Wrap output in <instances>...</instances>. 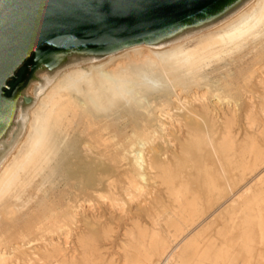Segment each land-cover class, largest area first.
I'll return each instance as SVG.
<instances>
[{
    "label": "bare ground",
    "instance_id": "1",
    "mask_svg": "<svg viewBox=\"0 0 264 264\" xmlns=\"http://www.w3.org/2000/svg\"><path fill=\"white\" fill-rule=\"evenodd\" d=\"M263 34L264 0H226L207 14L143 41L37 57L0 129V264H77L67 257L66 248L51 240L50 249L25 243L35 229L55 226L49 214L58 204L48 207V199L42 198L33 210L23 212L16 203L39 176L48 179L60 171L67 182L94 189L103 182L94 170L108 173V163L118 166L123 160L131 168V191H144L150 181L159 180L173 203L155 216L154 209L147 212L154 216L152 231L138 223L127 231L126 264H264V147L250 139L238 145V152L231 110L238 98L223 93L225 85H238L264 94V40L257 42ZM248 45L253 46L244 53ZM235 56L239 64L250 57L248 70L236 76L217 67ZM257 98L258 114L264 118V96ZM226 103L228 114L221 109ZM260 117L250 112L244 119L256 126ZM220 122L227 130L222 136ZM62 145L72 157L57 154ZM109 152L115 154L111 162L97 159ZM111 232L107 229L106 235ZM83 238L80 243L87 246ZM26 245L32 252L24 251ZM93 258L90 264H96Z\"/></svg>",
    "mask_w": 264,
    "mask_h": 264
},
{
    "label": "water",
    "instance_id": "2",
    "mask_svg": "<svg viewBox=\"0 0 264 264\" xmlns=\"http://www.w3.org/2000/svg\"><path fill=\"white\" fill-rule=\"evenodd\" d=\"M225 1L0 0V129L37 57L143 41ZM21 69L24 75L19 80Z\"/></svg>",
    "mask_w": 264,
    "mask_h": 264
},
{
    "label": "rangeland",
    "instance_id": "3",
    "mask_svg": "<svg viewBox=\"0 0 264 264\" xmlns=\"http://www.w3.org/2000/svg\"><path fill=\"white\" fill-rule=\"evenodd\" d=\"M264 40V34L259 38V40L257 41L258 43H262ZM260 41V42H259ZM194 45V43H193ZM263 45H264V42H263ZM253 46V45H252ZM251 45H248L246 46V49L244 51V53H247L248 50L250 51V49L252 48ZM256 47H258V50L262 47L261 45H256ZM247 51V52H246ZM256 51V50H255ZM233 60H231L230 58L229 59H226L225 61H221L217 67L218 68H221L220 70L225 73L226 71L225 70H231L233 72L234 75H239L241 72L245 71L246 69L248 70V68L250 67V62H249V59H247L246 61H244L243 63L241 62L240 64L237 63L235 61L236 59V56L235 58L233 57L232 58ZM226 62V63H225ZM234 62V64H233ZM233 65H232V64ZM237 63V64H236ZM226 64V65H225ZM248 65V66H247ZM224 66H226L224 68ZM230 66V67H229ZM235 66V67H234ZM228 67V68H227ZM248 67V68H246ZM224 70H223V69ZM234 68H236V70H234ZM238 68V69H237ZM235 71V72H234ZM239 71V72H238ZM24 75V69H21L18 73V77H19V80H21V78L23 77ZM18 80V81H19ZM16 85V83L12 82L11 83V87L14 88ZM226 86V89L223 90V93H226L224 95H232L234 97H237L238 99H236V103L231 110H233L234 114H235V123L234 125L232 126V133H233V137L236 138V143H237V150L239 149L238 152H240V149H242L243 146H245L246 144H249L250 143V139H254L258 144L262 145V147H264V118H262L261 115L258 114L259 110H260V102H258V100L260 101V99H258L257 97L259 95H262L264 96V94H262L263 92L259 90V88H253V89H250L249 92L248 90H243L244 87H240L238 85H234L233 86ZM224 86V87H225ZM230 89H229V88ZM233 87V88H232ZM237 88V89H236ZM233 89V90H232ZM236 89V90H235ZM227 90V91H226ZM230 90V91H229ZM242 90V91H241ZM238 91V92H237ZM244 91H247V92H244ZM256 91V92H255ZM232 92V93H230ZM237 92V93H236ZM244 92V93H243ZM254 92V93H253ZM259 94H258V93ZM262 92V93H261ZM241 94V95H239ZM258 94V96H257ZM238 95V96H237ZM256 96V97H255ZM251 98V99H250ZM241 99V101L239 100ZM258 99V100H257ZM247 100V101H246ZM253 100V102H252ZM255 100V101H254ZM255 102V103H254ZM249 104V105H248ZM226 105V106H225ZM225 105H221V109H223V111H225L227 114L230 112V109H228L227 107V103ZM241 105L244 107H241ZM251 105H252V108L255 106V108H251ZM259 105V107H258ZM236 106V107H235ZM249 106V108H248ZM223 107V108H222ZM241 107V108H239ZM237 109V110H236ZM258 109V111H257ZM240 110V111H238ZM255 110V111H254ZM242 112V113H241ZM244 112V113H243ZM247 112H252V114H254V116L256 117H260L258 118L257 122L258 124H260L258 126L257 122H256V126L254 125H251L250 122L247 123V121L244 119V117L247 119V116L249 115V113ZM238 113V114H237ZM247 113V114H246ZM241 114V115H240ZM256 114H258V116H256ZM243 115V117H242ZM240 118V119H239ZM242 118V119H241ZM260 119V120H259ZM238 120V121H237ZM223 122V121H222ZM244 122V123H243ZM246 122V124H245ZM262 122V123H261ZM223 124V123H222ZM221 122L219 124H217V127H219V131H220V135L222 136V134L226 133V126L225 124L222 125ZM243 124V125H242ZM249 124V125H248ZM263 124V125H262ZM248 125V126H247ZM245 126H247L246 128H244ZM254 126V127H253ZM223 127L225 130H223ZM252 128V129H251ZM263 128V129H262ZM248 129V130H247ZM258 129V130H257ZM222 130V131H221ZM236 130V131H235ZM244 131V132H243ZM260 131V133H259ZM238 133V134H237ZM237 134V135H236ZM246 134V135H245ZM250 136H248V135ZM251 134V135H250ZM258 134L261 136L259 137ZM253 135V136H252ZM254 135H255V138H254ZM237 136V137H236ZM245 138H243V137ZM247 136V137H246ZM244 141H242V140ZM263 139V140H262ZM240 141H242L243 143H241ZM240 142V143H239ZM261 142V143H260ZM239 143V144H238ZM263 143V144H262ZM242 146L241 148L239 146ZM138 148V147H137ZM65 153L66 157H72V152H70L69 150H67L65 148V145H62L59 149V151L57 152L58 155H60L61 153ZM237 152V153H238ZM69 153V155H68ZM71 154V155H70ZM112 154V155H111ZM109 155V156H108ZM114 152H109L108 154H106V156L104 155V157H100L98 156L97 159L99 160H105V162H111V158L114 156ZM111 156V158H110ZM58 158V157H57ZM122 157H120L121 159ZM108 159V160H107ZM126 161V162H125ZM123 160L121 165H114L113 162L112 163H108L110 164V169L108 170L109 172H100L97 170V168L94 170V176L95 177H100L102 179V184L99 185V187H96V188H92L91 189V186L88 184L86 185L85 183L81 184V183H77V184H74V183H69L67 182V180L64 178L63 175H60L62 174V172L60 171H57L55 173V176L53 175L52 177L50 178H42L43 176H39L37 178L34 179V182L32 184V186L27 189V191L25 192V194L23 195L22 197V200L21 201H18L16 203L17 207L22 210L23 212H27V211H31L33 210V208H35L34 206H37L39 200H41L42 198H47L48 199V204L49 206L48 207H52L53 204L54 206L57 205L56 209L59 208L58 210H55V212H51L49 214L50 218H52V220H56V223H55V226L52 227L51 225L49 226V228L47 230H42V231H39L37 229H35V233L32 232V233H28L27 234V241L25 242L26 244L28 242H33L32 245H35V242H36V247L38 246V249H44V248H47L48 246V242L49 244L53 241L55 243H58L60 245H62L61 247H64L66 248L65 250V254L67 255V257L69 259L71 258H75L77 262V264H90L92 258L96 261V264H126L125 263V260H124V256H125V251L123 249V245L126 243L125 241L127 240V237H126V233L129 229H131L135 223H138L140 224L142 227L144 228H148L149 227V230L152 231V229H154V225L153 224V218L154 216L156 215V213L159 211V209H161L162 207L163 208H166V207H170V206H173L171 205L172 203V200L171 198L168 196V193H167V188L166 186H164L163 184L159 183V180L155 181L154 183V180L153 182H149L148 185H145L144 187V191H141V192H137L135 189L133 191H131V189H133L129 184V176L130 175L129 173L131 172L130 171V167L126 164H128V160ZM112 165V166H111ZM126 168L127 171H123L124 169ZM130 169H129V168ZM121 168V169H120ZM119 169V170H117ZM123 169V170H122ZM121 170V171H120ZM130 172H129V171ZM116 171V172H115ZM113 172V173H112ZM99 173V175H98ZM111 173V174H110ZM103 174V175H102ZM110 175V176H107ZM116 174V175H115ZM118 174V175H117ZM122 177H121V176ZM124 175V177H123ZM153 175V174H152ZM151 175V178H155V176ZM58 176V177H57ZM63 176V177H62ZM107 176V177H106ZM126 176V177H125ZM110 177V178H109ZM120 177V178H119ZM59 178V179H58ZM64 178V179H63ZM104 178V179H103ZM106 178V179H105ZM108 178V179H107ZM122 178H125V179H122ZM43 179V180H42ZM52 179V181H51ZM61 179V180H60ZM116 181V184H115V180ZM42 180V181H41ZM48 180V181H47ZM49 180L51 182H49ZM121 182H120V181ZM124 180L126 182H124ZM65 181V182H64ZM110 181V182H109ZM40 182V183H39ZM42 182V183H41ZM58 184H57V183ZM118 182L121 184L118 185ZM67 183V184H66ZM113 187H111V185ZM128 183V184H127ZM152 183V184H150ZM44 184V185H43ZM48 184V185H47ZM65 184V185H64ZM85 184V185H84ZM59 185V186H58ZM64 185V186H63ZM67 185V186H66ZM74 185V186H73ZM79 185V186H78ZM107 185V186H106ZM110 185V186H109ZM124 185V186H123ZM161 185V186H160ZM36 188H35V187ZM50 186V187H49ZM84 188H82V187ZM110 188H109V187ZM118 186V187H117ZM123 186V187H121ZM69 187V188H68ZM127 187V188H126ZM129 187V189H128ZM45 188V189H44ZM61 188H63L61 190ZM68 188V189H67ZM113 188V189H112ZM117 188V189H116ZM119 188V189H118ZM124 188V189H123ZM131 188V189H130ZM72 189V192L70 190ZM74 189V190H73ZM128 189V190H126ZM43 190V191H42ZM51 190V192H49ZM59 190V191H58ZM80 190V191H79ZM117 190H118V193H117ZM126 193H125V191ZM154 190V191H153ZM37 191V192H36ZM40 191V192H39ZM45 191L47 192V194H45ZM61 191V192H60ZM78 191V193L76 192ZM88 191V193L86 192ZM110 191V193H109ZM121 191V192H120ZM124 191V192H123ZM131 193H130V192ZM156 191V192H155ZM160 191V192H159ZM68 192V193H66ZM70 192V193H69ZM75 192V193H74ZM83 192V193H82ZM95 194H93V193ZM99 192V193H98ZM101 192V194H100ZM113 192V193H111ZM123 192V193H122ZM137 192V193H136ZM159 192V193H158ZM164 194H162V193ZM38 193V194H37ZM40 193V194H39ZM50 193V194H48ZM82 193V194H81ZM98 193V195H96ZM151 193V194H149ZM158 193V194H157ZM166 193V194H165ZM66 194V195H65ZM68 194V195H67ZM72 194V195H71ZM104 196H103V195ZM108 194V195H107ZM114 195V196H111V195ZM116 194V195H115ZM124 194V195H123ZM154 194H155V197H154ZM162 194V195H161ZM54 195V196H53ZM57 195V196H56ZM71 195V196H70ZM76 197L74 199V196ZM91 195H95V196H98L97 197H93ZM106 195V196H105ZM119 195V196H117ZM132 195V196H130ZM160 195V196H159ZM38 196V197H37ZM48 196V197H47ZM62 196V197H61ZM65 196V197H64ZM87 196V198L85 197ZM109 196V198H108ZM117 196V197H116ZM130 196V197H129ZM158 196V197H157ZM64 197V198H63ZM92 197V198H91ZM99 197L101 199H99ZM103 197V198H102ZM113 197V199L111 198ZM115 197V198H114ZM129 197V198H128ZM146 197V198H145ZM153 197V199H152ZM157 199L155 200L154 198ZM163 197V198H161ZM170 200H168V198ZM33 198V199H32ZM38 198V199H37ZM59 199L58 201L55 200V199ZM66 198V199H65ZM73 198V199H71ZM86 198V199H85ZM119 198V199H118ZM149 198V199H147ZM52 201H51V200ZM55 201H54V200ZM63 199V200H62ZM85 199V200H84ZM88 199V200H87ZM104 199V200H102ZM115 200V199H118L116 201H113L111 203V200ZM125 199V200H123ZM141 199V200H140ZM160 199V200H159ZM162 199V200H161ZM32 200V201H31ZM65 200V201H64ZM72 200H75L73 201V204H72ZM80 200V201H79ZM89 200H91L89 202ZM95 200V201H94ZM138 200V201H137ZM146 200V201H144ZM150 200V201H148ZM153 200V201H152ZM9 201H11V199H9ZM57 201V202H56ZM62 201V202H61ZM69 201V202H68ZM71 201V202H70ZM88 201V202H87ZM118 201V202H117ZM121 201V202H120ZM123 201V202H122ZM142 201V202H141ZM144 201V202H143ZM155 201V202H154ZM165 201V203H164ZM171 201V202H170ZM26 202V203H25ZM51 202V203H50ZM66 202V203H65ZM77 202V203H75ZM148 202V204H147ZM150 202V203H149ZM168 202V203H167ZM119 203V204H118ZM143 203V204H142ZM145 203V205H144ZM153 203V204H152ZM158 205H157V204ZM163 203V204H162ZM167 203V204H166ZM32 204V205H31ZM64 204V205H63ZM92 204V205H91ZM115 204V205H114ZM117 204V205H116ZM121 204V205H120ZM123 204V205H122ZM166 204V205H164ZM173 204V203H172ZM30 205V206H28ZM60 205V206H59ZM66 205V206H65ZM82 205V206H81ZM84 205V206H83ZM90 205V207H89ZM120 205V206H119ZM126 205V206H125ZM140 207L141 208H145V211H136L134 210L135 208L137 207ZM150 205V206H149ZM155 205V206H153ZM164 205V206H163ZM29 208H27V207ZM68 206V207H67ZM92 206V208H91ZM94 206V207H93ZM95 206L98 207L95 209ZM114 206H116L114 208ZM121 206L123 208H121ZM125 206V208H124ZM145 206V207H144ZM218 205H216L217 207ZM228 206L225 205L223 208L220 209L219 212H221L222 210L225 209V207ZM3 206L0 207V210L2 209ZM65 207V209L63 208ZM75 207V208H73ZM82 207V208H81ZM84 207V208H83ZM87 207V208H86ZM104 207V208H103ZM114 209H113V208ZM118 207H119V210H118ZM132 209H129L131 208ZM31 208V209H30ZM68 208V210H67ZM134 208V209H133ZM148 208V210H147ZM158 208V210H157ZM72 209V210H70ZM122 209V210H121ZM151 209H154L151 211ZM26 210V211H25ZM52 210V209H51ZM50 210V211H51ZM63 210V212L61 211ZM76 210V211H75ZM111 210V211H110ZM114 210V211H113ZM124 210V211H123ZM129 210V211H127ZM133 210V211H132ZM58 211H59V215H58ZM61 211V212H60ZM80 211V212H79ZM87 211V212H86ZM96 211V212H95ZM98 211V212H97ZM102 211V212H101ZM121 211V212H120ZM151 211L153 213L150 212V214H148L147 212ZM92 212V213H91ZM95 212V213H93ZM116 212V213H115ZM139 212V213H138ZM145 212V213H143ZM69 213V214H68ZM72 213V214H71ZM78 213V214H77ZM84 213V214H83ZM101 213V214H100ZM77 214V215H76ZM112 214V215H110ZM137 214V215H136ZM57 215V216H56ZM97 215V216H96ZM59 216V218H58ZM151 218L149 219L148 218ZM56 217V218H55ZM65 217V218H64ZM78 217V218H77ZM80 217V218H79ZM82 217V218H81ZM61 218L63 220H61ZM75 218V219H73ZM99 219V220H98ZM60 220V222L58 223V221ZM69 220V221H68ZM96 220V222H95ZM91 221V222H90ZM52 222V221H51ZM62 222V223H61ZM67 222V223H66ZM77 222V223H75ZM64 224V225H63ZM70 224V225H68ZM84 224V226H83ZM95 224V225H94ZM75 225V227H74ZM82 225V228L79 227ZM60 228H59V227ZM72 226V227H71ZM77 226V227H76ZM107 226V227H106ZM132 226V227H131ZM164 226V225H163ZM56 227V228H55ZM64 227V229H63ZM67 229H66V228ZM54 230H52V229ZM76 228V229H75ZM164 228V227H162ZM59 229L61 231H59ZM63 229V231H62ZM80 229V230H79ZM84 229V230H83ZM86 229V231H85ZM107 229H111L112 232L109 234V236L106 235V230ZM49 230V232H48ZM73 230V231H72ZM47 231V233H46ZM65 231V232H64ZM69 233H68V232ZM83 231V232H82ZM40 232V233H39ZM68 234H67V233ZM71 232V233H70ZM257 232V230H256ZM37 233V235H35ZM60 233V234H59ZM65 233V234H64ZM75 235H74V234ZM80 233V234H79ZM33 234V236H32ZM40 234V235H39ZM43 234V236L41 235ZM47 234H51V235H47ZM70 234V235H69ZM82 234H84V236H82ZM125 234V235H124ZM81 235V236H80ZM29 236V237H28ZM41 236V237H40ZM61 238H60V237ZM31 237V238H30ZM34 237V238H33ZM38 237V238H37ZM43 237H45L43 239ZM55 237V238H54ZM70 237V238H69ZM80 239L81 237L87 241V246L83 245L80 243L81 239L79 240L78 238ZM37 238V239H35ZM60 238V239H59ZM65 238V239H64ZM35 239V240H34ZM57 241H55V240ZM67 239V240H66ZM77 239V241H76ZM47 240V241H46ZM51 240V242H50ZM65 240V241H63ZM43 241V242H42ZM73 241V242H72ZM47 242V243H45ZM78 242V243H76ZM39 243V244H37ZM66 243V244H65ZM69 243V244H68ZM41 244V245H40ZM43 244V245H42ZM64 244V246H63ZM71 244L73 246H71ZM29 246L31 245H26L25 246V250L26 252L30 253L32 251H30L28 248ZM74 247V248H73ZM79 247V248H78ZM50 249V247H48ZM72 252V253H71ZM75 253V254H73ZM86 253H87V257L86 256ZM73 254V255H72ZM75 255V256H74ZM73 256V257H72ZM83 256V257H82ZM93 256V257H92ZM88 258V259H86ZM84 259V260H83ZM87 260V263H85ZM124 260V262H123ZM89 261V262H88ZM109 262V263H108Z\"/></svg>",
    "mask_w": 264,
    "mask_h": 264
}]
</instances>
